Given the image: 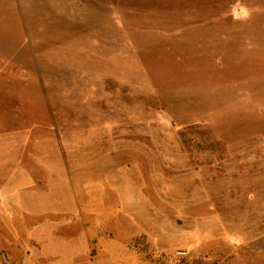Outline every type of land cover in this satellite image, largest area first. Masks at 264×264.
<instances>
[{"label":"rangeland","instance_id":"374dc122","mask_svg":"<svg viewBox=\"0 0 264 264\" xmlns=\"http://www.w3.org/2000/svg\"><path fill=\"white\" fill-rule=\"evenodd\" d=\"M2 153L67 264L103 221L254 235L264 264V0H0Z\"/></svg>","mask_w":264,"mask_h":264},{"label":"crops","instance_id":"0c3cea01","mask_svg":"<svg viewBox=\"0 0 264 264\" xmlns=\"http://www.w3.org/2000/svg\"><path fill=\"white\" fill-rule=\"evenodd\" d=\"M15 172H18L17 177ZM26 172L24 164L14 160L12 154H0V264H67L66 260L73 254L69 252L63 257V252L54 250V247L48 250L44 241L47 234L64 236L60 221L54 216L24 215L25 204L31 197ZM33 199L37 201L35 196ZM38 202H41L40 199ZM149 221L151 223L152 218ZM106 225L103 221V225L95 227L91 235L89 226H84L82 230L87 249L80 260L75 253V264H94V261L108 258L111 254L126 256L127 252L138 257L140 264H164L154 261L153 257L157 255H166L175 260L172 263L178 264H259L251 256L247 258L243 254V246L252 241L254 235L248 238L239 234L233 239L229 234H191L189 229L184 228L177 233L167 230L162 234L156 233V228L145 229V232L139 228V239L131 245L126 239L125 229H119L120 234H114V230ZM259 237L263 238L264 233L256 239ZM55 242L51 240L53 246Z\"/></svg>","mask_w":264,"mask_h":264},{"label":"built area","instance_id":"2783aa9c","mask_svg":"<svg viewBox=\"0 0 264 264\" xmlns=\"http://www.w3.org/2000/svg\"><path fill=\"white\" fill-rule=\"evenodd\" d=\"M172 264H178V263H172Z\"/></svg>","mask_w":264,"mask_h":264}]
</instances>
